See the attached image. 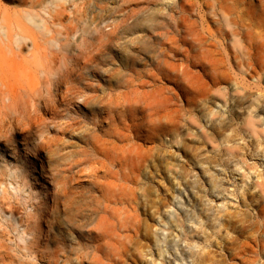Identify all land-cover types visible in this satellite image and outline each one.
I'll return each mask as SVG.
<instances>
[{"label": "bare ground", "instance_id": "6f19581e", "mask_svg": "<svg viewBox=\"0 0 264 264\" xmlns=\"http://www.w3.org/2000/svg\"><path fill=\"white\" fill-rule=\"evenodd\" d=\"M169 1L164 11L159 13L161 19L157 15L153 20L150 18V22L147 20L150 23L147 33L153 32L152 35L145 34L146 30L144 33L138 32L141 38L138 42L133 41L137 50L120 59L122 69L117 75L113 74L114 83L103 90H99L92 81L109 82L112 74L107 72L101 76L94 75L93 70L91 71L93 66H90L96 62L97 56L109 50L118 26L137 18L140 11L141 16L146 12L152 14L154 9L152 12L151 6L145 4H157L160 0H139L138 2H145L142 3L144 5L139 3L142 5L139 12L137 9L132 14L128 12L122 23L118 22L110 33H103L105 36L93 34L88 40L84 39L83 44L78 45L77 53L72 52L73 49L67 51L65 45L58 43L54 37L58 34L54 32L55 29L52 37L51 29L46 28V33L55 40L47 41L45 35L33 33L28 39L29 43H26L20 37L10 34L9 28L5 30L4 26H0V85L5 87L0 91V102L3 100L0 105L5 110L15 111L22 118L20 121L24 127L29 129L28 132L35 130V134L38 133L34 146L36 152L48 149L56 153L58 140V178L53 179V187L45 193V203L51 200L52 204L45 211L40 208L43 213L39 221L45 218V225L49 224L51 227L56 221L59 227L64 228L58 237L61 246H65L66 232L70 229L76 233L74 240L78 241L83 237L86 241L85 244L72 245L75 257L73 255L67 260L66 256L63 260L51 257L48 264L74 261L79 264H105V249L113 247V250L122 251L126 247V240L140 233L141 219L134 204L140 198L138 184L143 177V169L149 163L155 148L144 150L133 145V140L144 139L155 144L158 139L156 135L163 129H167L176 139L181 130L187 133L193 121V113L202 112L206 104L215 100L222 101L221 97L230 105L239 102V92H246L250 88L249 84L240 80V74L252 80L264 79V57H260L264 55V45L258 47L255 43L253 46L257 36L254 39L253 29L249 28L250 22L245 18L250 15L245 11V16L243 12H253L256 17V10H250L254 7L256 9L255 1L264 10V0H231V3L229 0ZM260 6L257 4L258 8ZM262 9H257L260 14ZM55 11L52 15L58 21V9ZM148 17L149 15L146 19ZM261 19L259 22L263 23ZM52 20L50 22H56ZM245 20L248 27L246 22L242 24ZM147 24L144 23L143 26ZM42 27L38 26V29L44 30ZM69 31L72 33L71 29ZM228 36L233 39L226 44ZM92 37L94 41H91ZM218 37H221L218 40L224 39V46L223 42L222 45L217 43L215 38ZM237 39L249 40L253 44L250 42L252 46L250 44L251 47H246L243 52L234 47V42L231 43L233 40L237 42L236 45L241 43ZM245 41L243 44L247 43ZM26 45H31V48L28 56L24 57L21 51ZM218 45L226 52L221 49L225 56ZM5 50L10 51L12 60H19L21 65L26 66V71L22 74L27 81L23 93H19L6 80V67L11 65L2 54ZM254 50L258 53L254 54ZM165 81L173 83L175 87L170 89L165 86ZM232 89L235 96L232 95L231 98ZM57 102L61 107L56 105ZM75 106L78 109L72 113L70 107ZM44 111L53 115L51 125L58 130V137L46 135L45 129L49 125L43 119ZM4 115L8 116V111ZM253 119L251 117L247 120L246 126L249 129L255 127L251 121ZM67 134L77 138L85 146L76 151H65L62 148L65 144L62 137ZM225 151L230 155L234 154L230 148L222 152ZM84 177L89 178L88 188L80 187V183L84 184L80 182ZM17 178L15 191L32 192L22 175ZM263 186L258 182L255 188L264 191ZM30 198L43 204L40 195L31 194ZM126 205L130 207L129 211H126ZM10 213L15 216L14 205L11 206ZM207 215L214 221L219 219L212 213ZM254 215L264 218V207ZM247 217L252 219L250 215ZM187 230L192 232L193 226L189 225ZM37 231L47 238H56L51 231ZM126 232L129 235H125ZM36 240L39 241L40 238ZM206 244L212 245V241L207 239ZM208 255H200L199 262L194 261L193 264H206ZM160 256L166 257L161 249ZM0 257L3 260L5 258ZM45 260L34 255L30 262L39 264ZM166 262L173 264L171 261Z\"/></svg>", "mask_w": 264, "mask_h": 264}, {"label": "rangeland", "instance_id": "374dc122", "mask_svg": "<svg viewBox=\"0 0 264 264\" xmlns=\"http://www.w3.org/2000/svg\"><path fill=\"white\" fill-rule=\"evenodd\" d=\"M138 1L137 4L135 0H0V26H4L5 30L9 28L10 34L20 37L26 43H29L28 39L33 33L45 35L44 38L48 41L55 40L51 38L54 32H58L54 36L58 43L65 45L67 51L73 49L72 52L77 53L78 45H82L84 39L88 40L93 34L105 36L103 33H110L113 27L122 23L128 12L132 14L136 9L139 12L145 2ZM161 1L157 4L152 2V5L145 4L151 6V10L154 9L153 13L150 12L152 14L146 12V15L142 13L141 16L140 11L138 17L141 18L134 17L118 26L109 50L96 57V62L90 66H93L92 74H112L109 82L92 81L99 90L114 83L113 74L117 75L122 69L120 59L137 50L133 41L138 42L141 38L139 33H144L145 30V34L147 33L150 18H157L170 2ZM256 2V9L254 7L250 10H256V17L253 12L251 15L243 10L251 16L248 18L245 13L246 17L243 15V19L246 18L251 23L259 17L258 21L248 24L245 20L242 24L246 22L247 27H252L253 31H249L253 32L254 39L257 36V41L253 44L247 39H237L242 45H236L235 40L231 41L237 49L245 50L252 44L255 46V43L256 46L264 45V27H261L264 24V10ZM57 9L58 21L52 15ZM257 9H262V13ZM148 15L149 19H146ZM51 18L56 19V22ZM158 19H161V15ZM140 22L148 24L143 26L144 23L141 25ZM38 26H43L44 30L38 29ZM46 28L51 29V32L55 29L52 37L46 33ZM152 33L148 31L147 35L151 36ZM219 38L221 37L215 38L217 43L223 42L224 46V39L218 40ZM231 38L232 36L227 38L225 43L228 44ZM91 41H94L93 37ZM244 41L248 44H243ZM219 45L218 49L221 50ZM30 48L31 45H26L21 51L24 57L28 56ZM224 52L222 54L225 56ZM252 52L258 53L255 50ZM2 54L11 65L6 67V80L19 93H23L27 81L22 74L25 73L26 66L21 65L19 60H12L10 51L5 50ZM245 76L240 74L239 78L249 84L250 88L246 92H239L240 100L236 105L226 103L224 97H221L222 101L215 100L206 104L202 112L193 113V121L186 134L181 130L180 136L174 139L167 129H163L156 135L158 139L155 144L144 139L131 142L144 150L155 148L153 156L143 169V177L138 184L140 198L134 204L141 219V231L137 236L126 240V247L122 251L113 250V247L105 249V264H169L166 261L173 264H193L194 261L199 262L200 255L203 254H209L206 264H264V218L254 215L264 207V191L255 188L258 182L264 185V79L258 81ZM165 86L170 89L175 87L167 81ZM2 88L5 87L0 85V91ZM232 95L235 96L233 89L231 98ZM56 105L61 107L58 102ZM77 109V106L70 107L72 113ZM5 111H8V116L4 115ZM42 115L49 125L45 129L46 135L58 137V130L51 125L53 115L45 111ZM251 117L254 118L251 121L255 127L249 129L246 123ZM20 120L22 118L15 111L5 110L0 105V256L5 257L4 260L0 257V264H32L30 260L34 255L46 259L42 264H48L51 257L63 260L66 256V260L70 259L73 255L75 257L72 245L85 244L84 238L74 240L76 233L70 229L66 232L65 246H61L58 237L64 228L59 227L56 221L53 227L45 225V218L39 221L43 210L52 204L51 200L45 203V193L53 187V179L58 178V140L57 154L48 149L36 152L34 146L38 133L35 134V130L28 132L29 129ZM62 138L65 141L62 145L65 151H76L85 146L69 134ZM227 148L233 150L234 154L222 152ZM16 175H22L26 179L32 192L15 191L18 183ZM84 178L80 180L84 182L80 183V187L88 188L89 178ZM31 194L40 195L43 204L30 198ZM13 205L16 207L15 216L10 213ZM125 207L126 211L130 210L128 205ZM40 208L43 210L40 211ZM211 213L219 219L214 221L207 215ZM249 215L252 219L247 217ZM189 225L193 226L192 232L187 230ZM39 229L51 231L56 238L39 235ZM125 235L129 233L126 232ZM36 238L40 240L37 241ZM207 239L212 241V245L206 244ZM160 249L166 257L160 256ZM65 264L79 263L74 261Z\"/></svg>", "mask_w": 264, "mask_h": 264}]
</instances>
